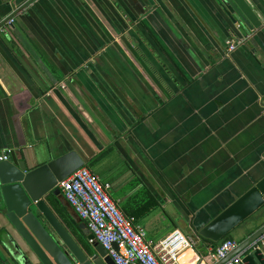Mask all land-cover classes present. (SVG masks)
<instances>
[{"label":"crops","instance_id":"1","mask_svg":"<svg viewBox=\"0 0 264 264\" xmlns=\"http://www.w3.org/2000/svg\"><path fill=\"white\" fill-rule=\"evenodd\" d=\"M11 17L0 154H38L34 167L77 151L149 240L182 231L199 246L180 264H220L199 230L264 176V24L243 30L219 0H0V24ZM5 224L0 214V264H19ZM263 226L264 208L230 237Z\"/></svg>","mask_w":264,"mask_h":264},{"label":"water","instance_id":"2","mask_svg":"<svg viewBox=\"0 0 264 264\" xmlns=\"http://www.w3.org/2000/svg\"><path fill=\"white\" fill-rule=\"evenodd\" d=\"M219 2L245 31H254L264 24V16L251 0ZM6 155L7 160L0 161V214L6 221L7 245L19 264H116L101 243L91 241L94 235L77 213L81 231L70 228L59 212L65 198L60 183L86 164L77 151L34 167L30 161L39 158L38 154L30 159H19L15 151ZM263 208L264 176L208 221L199 235L215 247ZM263 234L264 226L239 245L237 253L247 249L245 264H264V248L249 249Z\"/></svg>","mask_w":264,"mask_h":264},{"label":"built area","instance_id":"3","mask_svg":"<svg viewBox=\"0 0 264 264\" xmlns=\"http://www.w3.org/2000/svg\"><path fill=\"white\" fill-rule=\"evenodd\" d=\"M14 22V17L3 21L0 36ZM238 42L241 41H228L229 51L235 50ZM11 151H3L0 161L7 160L6 153ZM59 186L66 200L94 235L91 241L101 243L116 264H180L182 252L196 245L195 239L179 230L156 243L149 240L135 218L127 216L112 198L109 185L103 184L87 166L76 170ZM238 245L234 239H224L214 247L211 257L214 262L224 260L221 264H241L247 249L228 258ZM259 248H264V234L249 247L251 250ZM200 264L207 263L201 261Z\"/></svg>","mask_w":264,"mask_h":264},{"label":"trees","instance_id":"4","mask_svg":"<svg viewBox=\"0 0 264 264\" xmlns=\"http://www.w3.org/2000/svg\"><path fill=\"white\" fill-rule=\"evenodd\" d=\"M88 168H90L89 166H88ZM91 170V169H90ZM92 171V170H91ZM145 205H147V204H144L143 206H145ZM143 209V208H142ZM125 214L127 215V216H129V217H134L135 218V220H136V222L138 221V219H139V214H138V211H133V210H127V211H125ZM67 219H68V216H67ZM204 238V237H203ZM228 238H231L230 237V234L225 238V239H228ZM204 239H206V238H204ZM206 240H208V239H206ZM209 241V240H208ZM198 244V242H196V245ZM217 244L218 243H216L215 244V246H217ZM199 245H197V247H198Z\"/></svg>","mask_w":264,"mask_h":264},{"label":"flooded vegetation","instance_id":"5","mask_svg":"<svg viewBox=\"0 0 264 264\" xmlns=\"http://www.w3.org/2000/svg\"><path fill=\"white\" fill-rule=\"evenodd\" d=\"M230 41V40H229ZM237 48V47H236Z\"/></svg>","mask_w":264,"mask_h":264}]
</instances>
